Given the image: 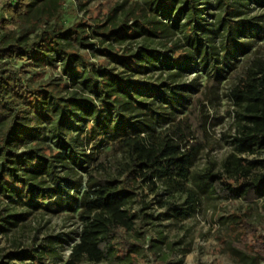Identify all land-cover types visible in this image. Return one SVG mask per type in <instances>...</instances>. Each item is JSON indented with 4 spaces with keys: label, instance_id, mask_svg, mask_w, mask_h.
Returning <instances> with one entry per match:
<instances>
[{
    "label": "trees",
    "instance_id": "1",
    "mask_svg": "<svg viewBox=\"0 0 264 264\" xmlns=\"http://www.w3.org/2000/svg\"><path fill=\"white\" fill-rule=\"evenodd\" d=\"M248 1L214 0L213 24L203 22L208 0H114L90 23L65 20L82 0L70 7L66 0L0 2V198L14 208L74 215L77 239L63 264H139L146 251L161 264H180L158 254L162 235L145 246L136 223L145 213L133 209L137 189L160 197L158 206L178 221L203 196L247 203L264 196V157H257L264 154V53L244 56L237 67L231 62L249 48L236 36L251 22L233 19ZM196 65L204 75L183 79ZM39 66L55 74L43 78ZM154 70L143 83L130 80ZM227 77L234 146L219 171L199 170L206 116L194 111L216 98ZM217 220H229L226 235L244 247H226L237 264H260L264 235L247 227L238 239L236 214ZM50 250L25 247L31 264H53Z\"/></svg>",
    "mask_w": 264,
    "mask_h": 264
},
{
    "label": "rangeland",
    "instance_id": "2",
    "mask_svg": "<svg viewBox=\"0 0 264 264\" xmlns=\"http://www.w3.org/2000/svg\"><path fill=\"white\" fill-rule=\"evenodd\" d=\"M3 0H0L2 2ZM83 5L79 6L76 0H66L67 4L75 3L67 11L65 20L83 19L85 22H92L93 18L104 17V12L111 6L114 0H82ZM203 18L206 24H213L218 12L214 7V0H208V4H203ZM241 14L233 17L235 20L244 19L251 22L249 31L238 33L237 41H245L249 48L243 52H237L235 59L231 60L237 67L240 65L244 56L251 55L253 52L264 53V4L256 3L254 0L248 1L245 5H239ZM212 26V25H211ZM210 27V26H208ZM211 28V27H210ZM214 28V27H213ZM222 31H216L213 36V45L219 47ZM157 48L166 52V49L157 45ZM168 53V52H167ZM95 62L97 57H91ZM108 70L114 67V63L105 65ZM37 75L43 78L54 72L48 71V68L39 66L35 68ZM119 71V69H118ZM154 72V73H152ZM147 74H134L130 77L131 82L143 83L148 80L150 75L157 74L154 70ZM195 74L203 76V71L196 65L194 72L186 74L183 79L190 80ZM228 76V74H226ZM201 79V77H200ZM228 77L221 80L215 89L216 98L211 102L204 101V108L200 104L196 105L194 113L198 114L203 110L206 116L205 129L206 136L201 133L199 139L204 142V147L197 155L195 167L199 170H205L209 166L214 171L221 169V163L226 155L232 151L234 146L232 140L235 134V125L233 122L234 106L228 98L229 84ZM201 84V82H200ZM199 86V85H198ZM192 140V139H191ZM264 157V154L257 156ZM249 158H255L250 156ZM84 179V175H83ZM139 195L133 199V209L143 210L145 217L137 219L136 223L142 225L139 229L145 238V246L151 240H156L162 235V243L159 245V255H164L169 263L180 264H237L226 249L232 243L235 248H244L239 241L227 234V223L223 224L217 220L218 216L229 217L237 215L238 223L235 225L234 234L238 239L244 237L247 227L253 228L254 233L264 235V196L255 202L247 203L240 198L223 199L214 195L203 196L195 211L187 219L178 221L173 218H167L165 209L159 207L157 199L160 198L146 190L137 189ZM161 197L164 193L160 192ZM182 203L183 197L177 200ZM147 203V207L144 204ZM12 202L0 198V216H6L8 213H17L22 210L28 211V214L19 221L7 219L0 220V261H11L13 264H31V258L26 255L25 247L31 246L38 252H43L44 248L50 247V260L53 264H63L68 258L70 248L77 239L79 223L74 215L64 213H50L44 210H37L30 207H16ZM162 214V215H160ZM15 222L16 224H12ZM232 224L229 225V227ZM229 234V233H228ZM251 236V234H249ZM232 240L233 242H230ZM229 244V245H228ZM14 253L13 257H6L7 254ZM160 257V256H158ZM139 264H161L159 258L153 257V254L146 251L138 260ZM80 264H108L106 261L88 262L83 260ZM264 264V258L260 260Z\"/></svg>",
    "mask_w": 264,
    "mask_h": 264
}]
</instances>
